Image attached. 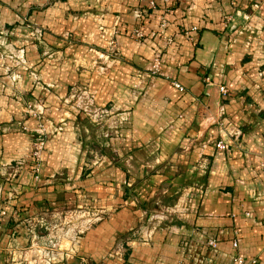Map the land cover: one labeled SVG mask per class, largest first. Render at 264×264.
Segmentation results:
<instances>
[{"label": "crops", "instance_id": "obj_1", "mask_svg": "<svg viewBox=\"0 0 264 264\" xmlns=\"http://www.w3.org/2000/svg\"><path fill=\"white\" fill-rule=\"evenodd\" d=\"M4 30L0 264L42 224L77 264H264V0H0Z\"/></svg>", "mask_w": 264, "mask_h": 264}, {"label": "built area", "instance_id": "obj_2", "mask_svg": "<svg viewBox=\"0 0 264 264\" xmlns=\"http://www.w3.org/2000/svg\"><path fill=\"white\" fill-rule=\"evenodd\" d=\"M165 1L166 3L169 1V0H163ZM151 7L152 8H155L156 7V3L155 1H152L151 2ZM144 15L146 14V12L143 13ZM138 17L139 18H143L142 17V14L138 13ZM163 27H165V25H163ZM102 30V29H101ZM195 31H198V28L197 27H193L191 29V32H195ZM102 33L106 34L104 30H102ZM31 37L32 39H38V38H41V36L43 35V31L40 29V28H34V29H31ZM116 34L117 33H114L112 34V38L109 39V46H110V49L111 51L115 50L117 48V40H116ZM190 32L187 33V35H189ZM10 35H14L13 32L9 31V30H4L0 33V46L4 45V40L5 38H7L8 36ZM109 35V34H108ZM133 36L136 38V39H142L143 38V33L141 30H137L134 32ZM169 43L171 42L170 40H168ZM11 59H15V62L18 64V65H25V58H24V50H21L20 51V54L17 56V57H11ZM166 60H165V55L163 52H158L155 56V58L153 59V61L151 62V64L149 65V77H156V76H160L161 75V72H162V68L165 64ZM175 87L182 90L181 86L179 84H175ZM221 91L223 93H226V90L224 87H221ZM81 95L84 94L86 95L87 94V91L83 90L82 93H80ZM76 97V96H74ZM79 107H81V109L83 111H85L86 113H88L89 111H87L88 107H86L85 109L84 108V104L83 102H80L79 103ZM108 113V110H104L102 113L101 112H95L92 114L93 117V120L99 122L100 121V115H103V114H107ZM59 130H62V128H59ZM45 132H46V129L43 127V126H39L38 130L35 131L36 133V136L33 137V141H32V144H31V147H30V151H29V159L26 160V159H22L20 161H18V166H23L25 164H30L32 166V172L34 174V179L35 181H39L40 180V173H41V158H42V154L45 150V147H46V139H45ZM239 135H241V132L240 131H237L236 134H234L235 138H239ZM217 149L220 150V151H225L227 150V145L224 143V142H219L217 145H216ZM262 169L264 171V162L262 164ZM17 174H13L11 178H16ZM208 246L212 249H215L217 248V241L215 240H212V241H209L208 242ZM238 241L235 240L233 242V247L234 248H238ZM257 262L254 260L252 262H247L245 259L241 258V257H236L234 259V264H256Z\"/></svg>", "mask_w": 264, "mask_h": 264}, {"label": "rangeland", "instance_id": "obj_3", "mask_svg": "<svg viewBox=\"0 0 264 264\" xmlns=\"http://www.w3.org/2000/svg\"><path fill=\"white\" fill-rule=\"evenodd\" d=\"M65 222V220H64ZM32 226L30 228L31 241L26 248L18 249L17 253H22L18 259L13 257L8 264H77V260H68L64 254L69 246L58 244V238L67 235V226H59L60 229H52L50 226ZM83 230V229H81ZM58 236V238H57ZM79 237V236H78ZM68 247V249H66ZM80 262V261H79Z\"/></svg>", "mask_w": 264, "mask_h": 264}]
</instances>
